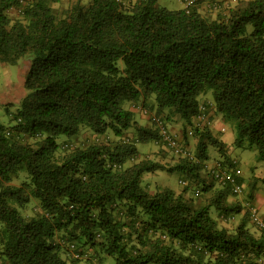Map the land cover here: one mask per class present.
Here are the masks:
<instances>
[{"label":"trees","instance_id":"16d2710c","mask_svg":"<svg viewBox=\"0 0 264 264\" xmlns=\"http://www.w3.org/2000/svg\"><path fill=\"white\" fill-rule=\"evenodd\" d=\"M63 1L0 0V65L32 61L7 102L14 122L0 121V264H264L244 209L255 181L239 177L238 194L209 168L241 166L228 125L264 161V0L214 18L202 0ZM160 170L181 172L183 190L143 185Z\"/></svg>","mask_w":264,"mask_h":264},{"label":"rangeland","instance_id":"374dc122","mask_svg":"<svg viewBox=\"0 0 264 264\" xmlns=\"http://www.w3.org/2000/svg\"><path fill=\"white\" fill-rule=\"evenodd\" d=\"M72 1L73 0H64L62 4H57V7L59 8V10H62L68 7L72 3ZM242 1L246 0H202V2H199L196 5L199 6L201 12L204 15L214 18L218 15L220 11L221 13L224 12L225 14H227L229 12V7H233L234 5H236L237 3H241ZM160 4L173 10L181 9L186 6V3L183 0H160ZM11 15H13V17L17 16L18 11L16 9H13ZM31 65L32 61L30 56H26L18 64L5 63L0 65V121L6 124L14 122L11 120L10 115L7 112V102H16L18 101L17 96H23V94L21 93V88L23 87L22 81H24L28 76L31 69ZM15 108V104L12 105V109L15 110ZM140 111L141 110L138 111V117L140 118L141 122L145 124L147 123L146 119L144 117L141 118L142 114ZM216 123L221 124V120L219 118L215 119V123L213 124ZM171 126L173 130H179L180 124L177 125L171 123ZM227 130L228 133H231L232 135L235 134V131L233 130L232 126L228 125ZM111 137L114 138L113 135H111ZM65 138L66 137L62 135L58 138V141L61 142ZM75 144H79V141H75ZM138 148L149 158L160 162L168 163V165L175 163V161H177L178 159V157L174 156L172 153L164 156L162 153H160V151L164 150V148H162V145H158L155 142H141L139 143ZM232 148V155L234 157H237L240 161V165L243 170V175L245 176V174H247L250 176V179L247 178L246 181H255L256 195H259L264 201V161H261L258 158V151L255 149H245L237 146H233ZM209 152L211 154V159L220 157L218 149L214 146L209 147ZM25 176L26 172L22 173L21 177L15 182H22ZM181 177L182 173L179 171L170 172L167 170H160L158 172H147L144 174L143 185L148 186L149 189L153 192L163 187H169L181 192L184 188L180 183ZM261 214L264 215V206L261 209ZM241 217L242 216L232 221V227L240 223ZM223 223L231 225L230 221H223ZM249 226L253 231H255L256 228L253 222H251Z\"/></svg>","mask_w":264,"mask_h":264},{"label":"built area","instance_id":"2783aa9c","mask_svg":"<svg viewBox=\"0 0 264 264\" xmlns=\"http://www.w3.org/2000/svg\"><path fill=\"white\" fill-rule=\"evenodd\" d=\"M185 3L186 7H189L191 4L194 3V0H187ZM161 125L163 127V134L169 140L170 145L180 150L181 145L179 144V141L169 136L168 130L164 128L163 123ZM210 167L215 168L212 170L214 171L215 175L220 179V181H222L223 183H233L234 191L238 194L243 193L245 186L239 182V177H241L243 174L242 169L240 167L234 166L232 169H228L226 168V166H222L220 162H216L215 165H210L209 168ZM246 210L250 212L252 221L257 225V227L259 229L264 230V218L260 214L259 207L255 203H253L251 205H246Z\"/></svg>","mask_w":264,"mask_h":264},{"label":"crops","instance_id":"0c3cea01","mask_svg":"<svg viewBox=\"0 0 264 264\" xmlns=\"http://www.w3.org/2000/svg\"><path fill=\"white\" fill-rule=\"evenodd\" d=\"M25 81V80H24ZM24 81H22V83H24ZM216 128L220 129L221 124L216 123ZM222 128V127H221ZM220 136L222 137V139L228 143V147H229V153L232 152L233 150V140H234V134L232 135L231 133H228V130L226 132H220L219 131ZM244 178L247 180V178L250 179V176L245 174ZM246 185H249V183L246 181ZM254 202L258 205V207L260 208V210L263 208L264 206V201L261 199V197L259 195L256 196V199L254 200Z\"/></svg>","mask_w":264,"mask_h":264},{"label":"clouds","instance_id":"9594fccd","mask_svg":"<svg viewBox=\"0 0 264 264\" xmlns=\"http://www.w3.org/2000/svg\"><path fill=\"white\" fill-rule=\"evenodd\" d=\"M184 2H185V1H184ZM238 167L241 168V166H238ZM241 169H242V168H241ZM242 173H243V170H242ZM243 176H244V175L242 174L241 177H243ZM254 203H255V202H254ZM255 204H256V203H255ZM256 205H257V204H256ZM257 206H258V205H257ZM244 209H245V211H247L246 208H244ZM259 211H260V214H261V210H260V208H259ZM261 216L264 218V215L261 214ZM251 222H253V221H252V218H251ZM253 223H254V222H253ZM254 224H255V223H254ZM255 228H256V229H259V228L257 227L256 224H255ZM259 230H262V229H259ZM262 231H264V230H262Z\"/></svg>","mask_w":264,"mask_h":264}]
</instances>
